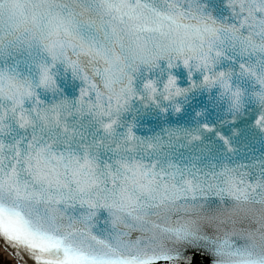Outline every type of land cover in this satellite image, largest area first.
I'll list each match as a JSON object with an SVG mask.
<instances>
[{"label": "snow or ice", "instance_id": "snow-or-ice-1", "mask_svg": "<svg viewBox=\"0 0 264 264\" xmlns=\"http://www.w3.org/2000/svg\"><path fill=\"white\" fill-rule=\"evenodd\" d=\"M161 62L220 89L232 123L254 108L264 136V0H0V240L16 264H264V163L160 167L122 121L136 100L182 111L190 89L154 79Z\"/></svg>", "mask_w": 264, "mask_h": 264}, {"label": "water", "instance_id": "water-1", "mask_svg": "<svg viewBox=\"0 0 264 264\" xmlns=\"http://www.w3.org/2000/svg\"><path fill=\"white\" fill-rule=\"evenodd\" d=\"M169 74L177 78L178 86L190 89L175 101L181 105V112L177 113L168 101L162 99L159 105L136 100L122 116L126 125L133 126L136 136L153 146L147 155L149 161H156L160 167L173 164L202 172L225 164L235 167L264 163V136L254 127V108L246 104L245 110L232 123L229 101L220 89L192 87L189 69L182 64L169 70L166 62H161L160 69L150 75L162 82ZM191 75L192 81L199 84L201 74L193 70ZM161 108L167 111H161ZM203 124L227 135L234 152L229 153L215 133L204 132ZM233 129L238 135H231ZM196 134L201 139L191 142L189 137Z\"/></svg>", "mask_w": 264, "mask_h": 264}, {"label": "rangeland", "instance_id": "rangeland-1", "mask_svg": "<svg viewBox=\"0 0 264 264\" xmlns=\"http://www.w3.org/2000/svg\"><path fill=\"white\" fill-rule=\"evenodd\" d=\"M0 264H12V262L7 260L6 257L0 253Z\"/></svg>", "mask_w": 264, "mask_h": 264}, {"label": "bare ground", "instance_id": "bare-ground-1", "mask_svg": "<svg viewBox=\"0 0 264 264\" xmlns=\"http://www.w3.org/2000/svg\"><path fill=\"white\" fill-rule=\"evenodd\" d=\"M4 256L6 257L7 260H11V261L13 260L16 263L15 258H11L10 255L5 254Z\"/></svg>", "mask_w": 264, "mask_h": 264}]
</instances>
